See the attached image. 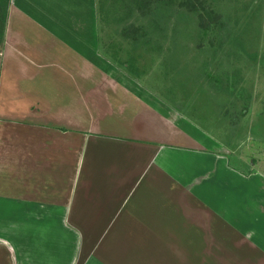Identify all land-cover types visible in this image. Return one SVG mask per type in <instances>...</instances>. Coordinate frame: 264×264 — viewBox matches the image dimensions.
Returning <instances> with one entry per match:
<instances>
[{"label": "crops", "instance_id": "0c3cea01", "mask_svg": "<svg viewBox=\"0 0 264 264\" xmlns=\"http://www.w3.org/2000/svg\"><path fill=\"white\" fill-rule=\"evenodd\" d=\"M100 42L98 0H0V264L264 255L256 164Z\"/></svg>", "mask_w": 264, "mask_h": 264}, {"label": "rangeland", "instance_id": "374dc122", "mask_svg": "<svg viewBox=\"0 0 264 264\" xmlns=\"http://www.w3.org/2000/svg\"><path fill=\"white\" fill-rule=\"evenodd\" d=\"M112 1L99 0L98 6L106 57L228 144L232 159L241 155L244 164H256L264 175V0H213L225 26L206 37L200 36L196 13L155 4L148 15L131 12L124 17L119 3L113 6ZM129 25L146 34L138 44L122 36ZM212 40L215 47L209 45ZM191 247L180 251L185 255ZM223 249L224 256L218 251L215 255L225 260L206 257L205 252L192 262L188 255L178 260L174 253L170 257L161 252L159 245H149L148 262L157 264L158 256L159 264H264L262 252L250 255L233 245Z\"/></svg>", "mask_w": 264, "mask_h": 264}, {"label": "trees", "instance_id": "16d2710c", "mask_svg": "<svg viewBox=\"0 0 264 264\" xmlns=\"http://www.w3.org/2000/svg\"><path fill=\"white\" fill-rule=\"evenodd\" d=\"M100 2L98 0L99 8L101 5ZM115 2L119 3V9L122 11L124 10V17H129L128 15L131 12L140 16L148 15L150 14L152 6L155 4H160L161 7L174 6L180 9L182 8L188 13H196L198 14L197 27L200 30V36L206 37L207 32L213 33L216 30H223V27L225 26L221 20L220 14L214 11L213 0H113L111 2L113 6ZM123 3H126V6H124ZM141 30V28L129 25L121 33L123 37L129 39L133 44H138L146 35L145 32H142ZM209 45L215 47L214 41H210ZM218 46H220V44H218ZM128 67L129 69L133 68V66Z\"/></svg>", "mask_w": 264, "mask_h": 264}]
</instances>
